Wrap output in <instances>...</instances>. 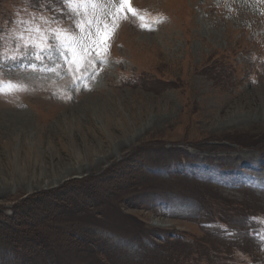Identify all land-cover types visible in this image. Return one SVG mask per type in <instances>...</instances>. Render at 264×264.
Here are the masks:
<instances>
[{"label": "rangeland", "instance_id": "obj_1", "mask_svg": "<svg viewBox=\"0 0 264 264\" xmlns=\"http://www.w3.org/2000/svg\"><path fill=\"white\" fill-rule=\"evenodd\" d=\"M133 1L136 15L121 0H0V53L25 51L20 33L77 41L0 58L17 86L0 92V221L35 194L122 173L110 196L78 189L86 202L60 224L85 237L57 264H152L143 249L163 239L210 253L190 264H264V0ZM105 24L106 44L90 42Z\"/></svg>", "mask_w": 264, "mask_h": 264}, {"label": "trees", "instance_id": "obj_2", "mask_svg": "<svg viewBox=\"0 0 264 264\" xmlns=\"http://www.w3.org/2000/svg\"><path fill=\"white\" fill-rule=\"evenodd\" d=\"M123 175L119 173L109 179H103L101 182L106 185L91 179L70 182L53 193L35 194L26 198L24 205L13 207L12 213L3 216L4 220L0 221V225L6 226L3 228L5 237L0 229V264H36L38 256L42 254L45 262L51 260L57 264L53 259L58 246L80 248V239L83 240L85 236L76 235L73 225L64 227L60 224L65 213H71L86 202L78 189L85 191L88 186H93L110 196L118 191V185L124 180ZM188 244L189 242H169L167 239H163L159 244L152 242V246L143 249L144 259L152 264H190L189 261L197 260L199 255L201 259L209 260L210 253H204V248L199 247L198 243L194 244V239L187 249Z\"/></svg>", "mask_w": 264, "mask_h": 264}, {"label": "snow or ice", "instance_id": "obj_3", "mask_svg": "<svg viewBox=\"0 0 264 264\" xmlns=\"http://www.w3.org/2000/svg\"><path fill=\"white\" fill-rule=\"evenodd\" d=\"M62 3L64 6L71 8L73 11L79 10V8H87V6L90 4L93 8L96 7V0H62ZM127 0H121V8L118 9V12H122V9L126 5ZM128 11L131 12L133 15H136V10L132 9L130 6L128 7ZM126 18V16H124ZM41 19H44L41 17ZM114 19H116L114 17ZM22 23V22H21ZM89 24L92 23L91 20L88 21ZM81 27V30L84 31L83 24L78 25ZM118 26V23H117ZM29 32L33 31V29L29 28ZM35 32L41 33V30L37 27L34 29ZM112 31L114 29H109L108 25L105 24L103 29L97 28V33L95 37L91 35V33H88L87 38L90 42H95L97 40L104 42L106 44V41L110 39ZM0 39H4V37H0ZM9 39H12L13 42H15L16 39L23 40L24 43L22 45H17V51L19 52L20 48H24L25 51L21 52L20 55H11L8 56L5 53H0V58L3 59H11V60H18L20 59V56L22 55L24 58L31 59L32 56H35L37 60L41 59L45 53L48 54V58H53L54 55L60 54L63 55L62 52H60V48L62 47H69L77 43L74 37H72L68 30L66 29H55L50 30L49 34H42L41 38H39L38 42L37 39L32 38L31 36L25 40V37L23 33L20 34H14L12 37H9ZM65 41H71L72 45L66 43ZM82 47L84 46V38H81V40L78 42ZM28 49H31V51H28ZM53 49H56V52L53 51ZM33 68H35V65H31ZM17 87L16 85L11 84V82L5 83L3 81H0V92L8 90L11 91L13 88Z\"/></svg>", "mask_w": 264, "mask_h": 264}, {"label": "bare ground", "instance_id": "obj_4", "mask_svg": "<svg viewBox=\"0 0 264 264\" xmlns=\"http://www.w3.org/2000/svg\"><path fill=\"white\" fill-rule=\"evenodd\" d=\"M71 179V178H70ZM73 179V178H72ZM82 181V180H81ZM59 190V189H58Z\"/></svg>", "mask_w": 264, "mask_h": 264}]
</instances>
